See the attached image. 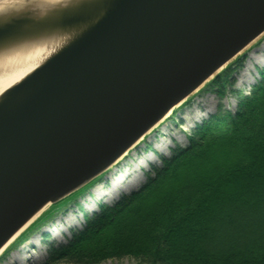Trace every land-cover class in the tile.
Returning a JSON list of instances; mask_svg holds the SVG:
<instances>
[{"label": "water", "instance_id": "1", "mask_svg": "<svg viewBox=\"0 0 264 264\" xmlns=\"http://www.w3.org/2000/svg\"><path fill=\"white\" fill-rule=\"evenodd\" d=\"M4 1L0 58L56 44L0 92V250L264 34V0Z\"/></svg>", "mask_w": 264, "mask_h": 264}, {"label": "trees", "instance_id": "2", "mask_svg": "<svg viewBox=\"0 0 264 264\" xmlns=\"http://www.w3.org/2000/svg\"><path fill=\"white\" fill-rule=\"evenodd\" d=\"M242 60L227 64L200 91L220 99L238 95L233 73ZM237 102L234 112L220 108L185 145L161 156L139 188L84 215L63 243L49 244L45 264H101L124 256L140 260L136 264H264V70ZM46 211L28 227L45 224L50 215L36 220Z\"/></svg>", "mask_w": 264, "mask_h": 264}, {"label": "rangeland", "instance_id": "3", "mask_svg": "<svg viewBox=\"0 0 264 264\" xmlns=\"http://www.w3.org/2000/svg\"><path fill=\"white\" fill-rule=\"evenodd\" d=\"M261 70H264V34L255 43L246 48L240 67L233 73L235 80L233 89L235 91H239V94L236 95L227 93L224 98L220 99L216 94L205 89L194 92L193 96L186 103H184L183 106L176 108L170 115H168L167 119L163 123L165 127L163 130L167 131L166 134L160 132L161 129H156L154 131L155 136L152 138L159 140V143L155 146L156 149L164 146L163 154L170 155L171 150L175 145H185L188 139L187 135L191 134L199 123L206 121L212 115H215L220 108L223 111L229 110L234 112L238 103V96L248 94L252 84L258 81ZM184 127H186V129H184ZM148 135H146V137H148ZM145 138L142 141L143 146L134 149L138 152L136 155L137 157L141 158L147 151L146 149H148V147H152V143L145 140ZM164 141L169 144L165 145ZM122 161L124 163L117 164L118 170L128 166L126 159L123 158ZM160 162L161 160L159 155H156V159H154L153 164L159 165ZM142 172L144 174L143 169ZM144 176L146 175H142V178L136 182L133 181L122 194L129 193L132 190L139 188L143 184ZM100 181L101 184H105V177L100 179ZM92 188L93 187L78 191V193L70 196L65 201L67 203L63 202L59 204L61 206L54 211L53 209L47 210L43 216L36 220V222L40 221V219L49 215L50 216L46 219L48 220L46 224L54 223L59 220V224L54 228L48 227L49 230L53 229L54 231L57 230V228L62 227L64 231L60 233L58 237L53 238L51 234L48 233L44 236L43 233L45 232L43 230L44 227H46L45 224L39 222L38 224H35V226L32 225L28 227V229H31L29 231L30 233L25 231V233L14 240V242L6 248L3 253H0V264H45L48 258L47 249L49 244L52 243L53 245H56L58 243H63L64 240L69 237L71 231L70 228H75L76 226L82 224V216L85 214L83 207L86 206L85 204L89 203ZM112 200L114 202V200L116 201V198ZM108 203L111 204V201ZM68 222L75 223V226L71 225L67 227ZM36 236L37 240L34 243L37 245L39 244V248L35 249L33 248V242L31 239L33 237L36 238ZM24 237H29L30 239L25 241L24 245H21L18 241ZM22 256L26 258H22ZM139 261L140 260L137 258L124 256V258L121 259L113 258V260L103 261L101 264H136ZM59 264L68 263L59 262Z\"/></svg>", "mask_w": 264, "mask_h": 264}, {"label": "bare ground", "instance_id": "4", "mask_svg": "<svg viewBox=\"0 0 264 264\" xmlns=\"http://www.w3.org/2000/svg\"><path fill=\"white\" fill-rule=\"evenodd\" d=\"M43 1L47 3V1L58 2L61 0H43ZM4 3L5 1L3 3H0V6H2ZM55 44L56 42L53 41L50 44L51 46L49 48L32 46L27 48V50H18L12 54L6 55V57L0 58V92H2V90L6 89L8 86L18 82V80L21 77H23L26 73H28V71L31 70L42 58L46 57V55L49 53L50 50H52ZM171 112L172 110L156 126L157 127L156 129H161L160 132H162L163 134L167 133V131L163 130V128H165L163 123L165 122V120L167 119L168 115H170ZM184 129H186V127H184ZM149 134L150 135H148V137L145 136L146 138L141 137V140L136 144H134L130 148V150L127 153H125L120 158V160L117 161L116 165L120 163H124L122 161L123 158L126 159L128 162L127 163L128 166H125L124 169L120 172L119 178H116V176L114 175L115 172L117 171V166L114 165L107 173V177L105 176L107 183L106 184L99 183V185L94 186L91 189V195L93 197L90 195L91 198L89 200V203L85 204L88 211L95 209L96 203L99 202L100 200H103L104 202L111 201L114 196H116L121 191L127 189L128 186L133 181L136 182L137 180L142 178L143 175L142 169L146 170L149 163L154 162V155L153 153L151 154V152L147 151L140 158L136 156L138 152H136L134 149L143 146L142 141L144 140V138L145 140L151 142L152 146H156L159 143L158 139L152 138L153 136H155L153 130ZM166 143L167 142L164 141L165 145L169 144ZM157 150L158 152H163L164 146ZM59 222L60 221L57 220V222L52 223L53 228L57 226ZM71 225H75V223L68 222L67 227ZM44 230L48 231V233H50L53 238L58 237L59 234L64 231L62 227L57 228V230L55 231L53 229L49 230L47 229V227L44 228ZM13 239H11L10 241H12ZM31 240L33 242V248L35 249L39 248V244L37 245L36 243H34L37 240V236L36 238L33 237ZM9 242H7L6 245L3 247V249L0 250V253L3 252L4 248L8 245ZM22 258H26V257L22 256Z\"/></svg>", "mask_w": 264, "mask_h": 264}]
</instances>
